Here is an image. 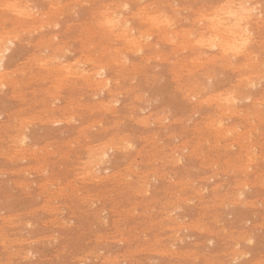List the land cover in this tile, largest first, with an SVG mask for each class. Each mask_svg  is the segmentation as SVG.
I'll use <instances>...</instances> for the list:
<instances>
[{
	"label": "rangeland",
	"instance_id": "1",
	"mask_svg": "<svg viewBox=\"0 0 264 264\" xmlns=\"http://www.w3.org/2000/svg\"><path fill=\"white\" fill-rule=\"evenodd\" d=\"M2 2L0 264H264V0Z\"/></svg>",
	"mask_w": 264,
	"mask_h": 264
},
{
	"label": "bare ground",
	"instance_id": "2",
	"mask_svg": "<svg viewBox=\"0 0 264 264\" xmlns=\"http://www.w3.org/2000/svg\"><path fill=\"white\" fill-rule=\"evenodd\" d=\"M10 1H12V0H10ZM10 1H6L5 2V0H4V3H5V5H6V3L8 2H10ZM21 1V0H20ZM71 1H73V0H71ZM138 1V0H137ZM141 1V0H140ZM248 1V0H247ZM247 1H245L244 0V2H247ZM258 1V0H257ZM0 2H2V1H0ZM14 4L12 5V6H17L18 4L17 3H20L19 2V0H14ZM26 2V1H25ZM67 2V1H66ZM241 2V1H240ZM244 2H242L243 3V5L242 6H239L240 8H235V10H232L231 9V11L229 10V12H228V16L230 17V18H232V23H230L228 26L229 27H226V28H224V26H223V28L222 27H218V26H214V24H213V26H214V29H217V35L215 36V38L213 37V39L212 38H210V43L208 44V45H211V46H216L217 47V41H216V39H218V38H224V39H227V40H222V41H220L219 42V44H220V46H222V47H227L228 49H235L236 51H238V52H240V53H242V51H244V49H246V44H248V41H249V39L251 40V36L250 35H252L251 34V29H250V27H249V23H251L252 21H253V16H254V11L255 10H257L256 9V6L254 7V5H252V6H250L249 5V7L248 6H246V4L244 3ZM4 3L2 2V4H3V6H4ZM11 3H13V2H11ZM84 3V2H83ZM138 3V2H137ZM242 3H240V5L242 4ZM49 4H50V2H49ZM82 4V3H81ZM120 4V3H119ZM244 4H245V6H244ZM256 4V3H255ZM141 5V4H140ZM229 5V4H228ZM3 6H2V8H3ZM9 6H11V5H9ZM11 6V8H13V9H11V10H16V9H14V7H12ZM21 7V5H18V7ZM54 6V5H53ZM104 6H106V5H104ZM117 6V5H116ZM119 6V5H118ZM223 6V5H222ZM236 6V5H235ZM238 6V5H237ZM17 7V8H18ZM19 7V8H20ZM49 7V6H48ZM60 7V6H59ZM58 7V8H59ZM138 7V6H137ZM226 7V6H225ZM1 8V9H2ZM7 8V7H6ZM25 8V7H24ZM23 7H21V10L18 12V17L20 16V17H24V16H27V17H30L31 19H33L34 21L36 20V15L35 14H33V12H28L26 9H24ZM57 7H56V9H58ZM62 9H63V7H61ZM117 8V7H116ZM141 8V7H140ZM173 8H176V7H173ZM224 8V7H223ZM234 8V7H233ZM30 9V8H29ZM72 9V8H71ZM112 9V8H111ZM145 9V8H144ZM152 9V8H151ZM156 9V8H155ZM158 9V8H157ZM156 9V10H157ZM189 9V8H188ZM222 9V8H221ZM221 9H219V10H221ZM7 10V9H6ZM31 10H33V9H31ZM46 10V9H45ZM102 10V9H101ZM141 10H143V9H141ZM160 10V9H159ZM217 10V9H216ZM2 11V10H1ZM60 11V10H59ZM100 11V10H99ZM103 11V10H102ZM111 11V10H110ZM211 11V10H210ZM10 12H12V11H10ZM114 12V11H113ZM135 12V11H134ZM140 12V11H139ZM144 12V11H143ZM155 12V11H154ZM15 13V12H14ZM17 13V12H16ZM16 13H15V15H16ZM61 13V12H60ZM111 13V12H110ZM118 13V12H117ZM120 13V12H119ZM206 13V12H205ZM212 13H213V11H212ZM218 13V12H217ZM216 13V14H217ZM62 14V13H61ZM106 14H108V15H104L103 16V19H102V21H103V23L102 24H106L107 26H108V28H110L111 30L113 29V28H115V26H118L119 25V23L121 24V31H120V35L121 36H119V37H123V39L125 38L127 41L128 40H132V41H134V40H136V39H138V38H136L137 36H135V35H137L138 34V32H137V30H136V28H134V27H131V26H129L128 25V19H126V18H124V20H123V18L122 17H120V16H113V15H109V13H106ZM115 14V13H114ZM138 14V13H137ZM157 14V13H156ZM202 14V13H201ZM209 14V13H208ZM49 14H47V16H48ZM56 15V14H55ZM103 15V14H102ZM143 15V14H142ZM154 15H155V13H154ZM161 15V14H160ZM38 16V15H37ZM127 16V15H126ZM133 16H134V14H133ZM158 16V14L155 16V17H157ZM164 16V15H163ZM206 16H208V15H206ZM211 16H213V15H211ZM132 17V16H131ZM137 17V16H136ZM150 17H152V19H153V17L154 16H150ZM154 17V18H155ZM159 17V16H158ZM157 17V18H158ZM215 17V16H214ZM2 18V17H1ZM4 18V17H3ZM21 18V19H22ZM159 19V18H158ZM169 19V18H168ZM208 19H209V17H208ZM207 19V20H208ZM228 20H229V18H227ZM260 19V18H259ZM142 20H145V19H143L142 18ZM148 20V19H147ZM147 20H145V21H147ZM171 20V19H170ZM223 20V19H222ZM221 20V21H222ZM33 21V22H34ZM156 22L158 21V20H155ZM200 21V20H199ZM211 21V20H210ZM218 21H220V20H218ZM225 20H223V22H224ZM12 22V21H11ZM32 22V23H33ZM43 22V21H42ZM140 22H141V20H140ZM159 22V21H158ZM214 22V21H213ZM228 22H230V21H228ZM54 23V22H53ZM211 24H212V21L210 22ZM209 23V24H210ZM225 23V22H224ZM43 24H45V22L44 23H42V25ZM159 24H160V22H159ZM168 24V23H167ZM167 24L165 25V24H163L164 26H167ZM170 24V23H169ZM204 24V23H203ZM216 24V23H215ZM217 24H218V22H217ZM223 24V23H222ZM33 25V24H32ZM31 25V26H32ZM42 25H39V26H42ZM151 25V24H150ZM161 26H162V23L160 24ZM208 25V24H207ZM258 25V24H257ZM15 26V25H14ZM38 26V27H39ZM82 26V25H81ZM105 26V25H104ZM154 26V25H153ZM158 26V25H157ZM169 26V25H168ZM167 26V27H168ZM212 26V27H213ZM220 26H222V25H220ZM84 27V26H83ZM106 27V26H105ZM163 27V26H162ZM174 27V26H173ZM206 27V26H205ZM208 27V26H207ZM212 27H211V29H212ZM27 28H29V27H27ZM26 28V29H27ZM102 28V27H101ZM105 29V28H104ZM103 29V30H104ZM158 29V28H157ZM161 29V28H160ZM187 29V28H186ZM207 29V28H206ZM5 30H7V29H5ZM19 30V29H18ZM24 30V29H23ZM182 30V29H181ZM36 31V30H35ZM147 31V30H146ZM173 31V30H172ZM177 31H178V29H177ZM183 31V33H184V31L185 30H182ZM191 31V30H190ZM10 32V31H9ZM111 32V31H110ZM159 32H161V30L159 31ZM199 32V31H198ZM6 33V32H5ZM156 33V32H155ZM163 33V32H162ZM171 33V32H170ZM211 33V32H210ZM18 34V33H17ZM88 34V33H87ZM114 34V33H113ZM116 34V33H115ZM119 34V33H118ZM140 34V33H139ZM175 34V33H174ZM178 34V33H177ZM190 34H194V33H190ZM200 34V33H199ZM7 35V34H6ZM110 35V34H109ZM141 35H142V33H141ZM141 35H138V37L139 36H141ZM147 35V34H146ZM165 35H167V34H165ZM170 35V34H169ZM172 35V34H171ZM176 35V34H175ZM183 35V34H182ZM181 35V36H182ZM213 35V34H212ZM15 36V35H14ZM118 36V35H117ZM177 36V35H176ZM179 36H180V34H179ZM186 36H187V34H186ZM200 36V35H199ZM214 36V35H213ZM3 37V36H2ZM89 37V36H88ZM116 37V36H115ZM146 37V36H145ZM150 37V36H149ZM165 37V36H164ZM167 37V36H166ZM165 37V38H166ZM205 37V36H204ZM142 38V37H141ZM168 38V37H167ZM173 38V37H172ZM5 39H7V38H5ZM186 39V38H185ZM188 39H190V38H188ZM198 40H199V38H197ZM212 39V40H211ZM220 39V40H221ZM89 40V39H88ZM139 40H141V39H139ZM174 40H175V38H174ZM182 40V39H181ZM184 41V40H183ZM186 41V40H185ZM184 41V42H185ZM197 41V40H196ZM9 42V41H8ZM90 42V41H89ZM115 42V41H114ZM129 42H131V41H129ZM136 42H138L137 44H139L140 43V41H136ZM166 42V41H165ZM188 42H190V41H188ZM199 42L201 43L202 42V44H207V42H206V39L205 38H202V36H201V38H200V40H199ZM40 43V42H39ZM128 43V42H127ZM142 43V42H141ZM144 43V42H143ZM179 43H182V42H179ZM10 44V43H9ZM90 44V43H89ZM129 44H132V43H129ZM134 44H136L135 42L132 44V45H134ZM182 44H184L185 45V43H182ZM187 44V43H186ZM193 44V43H192ZM198 44V43H197ZM218 44V45H219ZM3 45H4V43H3ZM87 45V44H86ZM126 45L127 44H125V47H126ZM148 45V44H147ZM190 45V44H189ZM194 45H196V44H194ZM88 46V45H87ZM131 46V45H130ZM138 46V45H137ZM186 46V45H185ZM220 46H218V47H220ZM118 47V46H117ZM135 47V46H134ZM204 47H205V45H204ZM221 47V48H222ZM84 48H86V47H84ZM173 48V47H172ZM208 48V47H207ZM213 48V47H212ZM184 49V48H183ZM200 49V48H199ZM214 49V48H213ZM10 50V49H9ZM221 50H223V48L221 49ZM220 50V51H221ZM6 51H8V47L7 48H5L4 49V51H0L1 53H2V56H1V54H0V68L1 67H4L3 66V64H4V59H5V52ZM158 51V50H157ZM224 51H225V49H224ZM249 51V50H248ZM159 52V51H158ZM178 52H179V50H178ZM197 52V51H196ZM195 52V53H196ZM227 52V51H226ZM225 52V53H226ZM245 52H246V50H245ZM41 53V52H40ZM204 53V52H203ZM157 54V53H156ZM207 54V53H206ZM235 54V53H234ZM255 54V53H254ZM117 55V54H116ZM123 55V54H122ZM215 55V54H214ZM236 55V54H235ZM56 56V55H55ZM95 56H96V53H95ZM194 56H196V55H194ZM48 57H50V56H48ZM54 57V56H53ZM57 57V56H56ZM88 57H90V55L88 56ZM110 57H111V55H110ZM51 58V57H50ZM210 58H212V57H210ZM246 58H248V57H246ZM46 59V58H45ZM53 59V58H52ZM57 59V58H56ZM60 59V58H59ZM116 59H117V57H116ZM187 60H188V58H186ZM197 59V58H196ZM195 59V60H196ZM208 59V58H207ZM228 59V58H227ZM230 59V58H229ZM32 60V59H31ZM89 60V59H88ZM92 60V59H91ZM101 60V59H100ZM214 59H212L211 61H213ZM23 61V60H22ZM170 61V60H169ZM203 61V60H202ZM207 61V60H206ZM253 61V60H252ZM257 61V60H256ZM256 61H254V62H256ZM73 62V61H72ZM80 62V61H79ZM120 62V61H119ZM190 62V61H189ZM195 62V61H194ZM251 62V61H250ZM38 63V62H37ZM193 63V62H192ZM196 63V62H195ZM231 63V62H230ZM242 63V62H241ZM64 64V63H63ZM70 64V63H69ZM82 64V63H81ZM97 65H98V63H96ZM99 64H104V63H99ZM118 64V63H117ZM188 64V63H187ZM212 64V63H211ZM229 64V63H228ZM252 64H254V63H252ZM132 65V64H131ZM182 65V64H181ZM202 65H204V64H202ZM233 65V64H232ZM239 65V64H238ZM263 65V64H262ZM35 66V65H34ZM209 66V65H208ZM253 66V65H252ZM257 66V65H256ZM68 67V66H67ZM66 67V68H67ZM104 67V66H103ZM122 67V66H121ZM182 67V66H181ZM79 68V67H78ZM208 68V67H207ZM65 69V68H64ZM103 69V68H102ZM177 69V68H176ZM193 69V68H192ZM257 69H258V66H257ZM25 70H26V68H25ZM62 70H63V68H62ZM105 68L103 69V72L105 73ZM187 70H188V67H187ZM5 71V70H4ZM7 71V70H6ZM56 71V70H55ZM65 71V70H64ZM59 72V71H58ZM100 72V71H99ZM60 73V72H59ZM85 73H87V72H84V73H81V75H82V77L83 78H85L86 80H88L89 79V77L87 78V76H84V74ZM210 73V72H209ZM92 75H93V72L91 73ZM101 74V73H100ZM103 74V73H102ZM182 74V73H181ZM180 74V75H181ZM6 76V74L4 73H2V74H0V80H2L1 81V83H4V84H6V81H4V78H5V76ZM76 75V74H75ZM101 76V75H100ZM245 76V75H244ZM4 77V78H3ZM93 77V76H92ZM125 77V76H124ZM208 77H210V76H208ZM247 77H248V75H247ZM92 79H94V78H92ZM91 79V80H92ZM175 79V78H174ZM248 79V78H247ZM14 80V79H13ZM16 80V79H15ZM115 80V79H114ZM160 80V79H159ZM90 81V80H89ZM134 81V80H133ZM251 81V80H250ZM65 82V81H64ZM87 82V81H86ZM92 82V81H91ZM178 82V81H177ZM245 82V81H244ZM107 83H108V78L107 79H102V80H100V81H98V83H96V84H100L99 86H101L102 85V87L103 86H107ZM193 83H195V82H193ZM55 84V83H54ZM53 84V85H54ZM183 84V83H182ZM251 84V83H250ZM91 85H93V84H91ZM208 87V86H207ZM245 87V86H244ZM59 88H60V86H59ZM101 88V87H100ZM204 89V88H203ZM13 90V89H12ZM2 91V90H1ZM48 93V92H47ZM187 93V92H186ZM143 94V93H142ZM195 94V93H194ZM14 96V95H13ZM95 96V95H94ZM192 96V95H191ZM238 96V95H237ZM263 96V95H262ZM81 97V96H80ZM215 97V96H214ZM221 97H222V95H221ZM221 97H219L220 99H221ZM226 97V96H225ZM233 97V96H232ZM232 97L229 99L230 101H232ZM249 97V96H248ZM25 98V97H24ZM72 98V97H71ZM109 98V97H108ZM223 98V97H222ZM215 99V98H214ZM213 99V100H214ZM248 99V98H247ZM78 100V99H77ZM197 100V99H196ZM222 100H224V98L222 99ZM225 100H227L226 98H225ZM229 101V102H230ZM262 101V100H261ZM101 103V102H100ZM52 104H53V102H52ZM222 105H223V103H221ZM232 104H235L234 102H232ZM102 106V105H101ZM193 106V105H192ZM232 106V105H231ZM230 106V107H231ZM263 106V105H262ZM104 107V106H103ZM234 107V106H233ZM258 107V106H257ZM72 109V108H71ZM96 109H98V108H96ZM164 109V108H163ZM232 109V108H231ZM233 109H235V108H233ZM259 109V108H258ZM233 111V110H232ZM235 111V110H234ZM233 111V112H234ZM105 112V111H104ZM223 112V111H222ZM168 113V112H167ZM229 113V112H228ZM114 114V113H113ZM260 114V113H259ZM47 115V114H46ZM166 115V114H165ZM261 115V114H260ZM36 116V115H35ZM39 116V115H38ZM214 117V116H213ZM24 118V117H23ZM39 118V117H38ZM60 118V117H59ZM131 118V117H130ZM219 118H220V116H219ZM159 119V118H158ZM214 119V118H213ZM52 120V119H51ZM68 120H69V118H68ZM122 120V119H121ZM253 120V119H252ZM34 121V120H33ZM45 121V120H44ZM13 122V121H12ZM42 123V122H41ZM213 123V122H212ZM12 124V123H11ZM119 124V123H118ZM211 124V123H210ZM222 124V123H221ZM7 126V125H6ZM87 126V125H86ZM209 126V125H208ZM106 127V126H105ZM223 128V127H222ZM238 128V127H237ZM249 128V127H248ZM227 129H229V127H227ZM217 130H215V132H216ZM250 131V130H249ZM226 132V131H225ZM23 133V132H22ZM231 133V132H230ZM141 134V133H140ZM250 134V133H249ZM24 135V134H23ZM86 135V134H85ZM84 135V136H85ZM216 135V134H215ZM3 136V135H2ZM119 136H120V134H119ZM128 136V135H127ZM193 136V135H192ZM23 137V136H22ZM24 137L26 138V136L24 135ZM21 138V137H20ZM25 138H22V139H20V143H24V141H26L25 140ZM86 138H87V136H86ZM70 143H72V142H70ZM130 143V142H129ZM231 143V142H230ZM235 143V142H234ZM66 144V143H65ZM107 144V143H106ZM88 145V144H87ZM105 145V144H104ZM118 145V144H117ZM240 145V144H239ZM106 147V146H105ZM196 147V146H195ZM87 148V147H86ZM34 150V149H33ZM55 150V149H54ZM45 152V151H44ZM70 152V151H69ZM163 152H164V150H163ZM140 153V152H139ZM204 153V152H203ZM104 154H105V152H104ZM33 156V155H32ZM96 156H98V155H96ZM248 156V155H247ZM156 157V156H155ZM263 157V156H262ZM101 158V157H100ZM171 158V157H170ZM230 158V157H229ZM104 159V158H103ZM216 159V158H215ZM61 166V165H60ZM78 166V165H77ZM204 167V166H203ZM244 167V166H243ZM213 168V167H212ZM7 169V168H6ZM143 170V169H142ZM82 175V174H81ZM120 175V174H119ZM44 176H45V174H44ZM107 177V176H106ZM128 177V176H127ZM115 178V177H114ZM170 178V177H169ZM155 179V178H154ZM184 180V179H183ZM136 181V180H135ZM51 183V182H50ZM174 183V182H173ZM242 183V182H241ZM246 184V183H245ZM244 184V185H245ZM264 184V183H263ZM129 186V185H128ZM106 188V187H105ZM238 188V187H237ZM67 189V188H66ZM71 193V192H70ZM243 193V192H242ZM241 194V193H240ZM72 195V194H71ZM190 195V194H189ZM39 197V196H38ZM85 197V196H84ZM6 198V197H5ZM257 200V199H256ZM189 201V200H188ZM190 202V201H189ZM248 203V202H247ZM61 204V203H60ZM58 207V206H57ZM122 208V207H121ZM57 209V208H56ZM29 210V209H28ZM49 211V210H48ZM90 213V212H89ZM166 213V212H165ZM80 214V213H79ZM253 214V213H252ZM129 215V214H128ZM17 216V215H16ZM175 216V215H174ZM55 217V216H54ZM102 217V216H101ZM130 217V216H129ZM11 218V217H10ZM264 218V217H263ZM177 219V218H176ZM19 220V219H18ZM59 220V219H58ZM60 220H62V219H60ZM71 221V220H70ZM99 221V220H98ZM155 221V220H154ZM20 222V221H19ZM136 225V224H135ZM167 227V226H166ZM196 227V226H195ZM203 227V226H202ZM46 228V227H45ZM146 228V227H145ZM199 231V230H198ZM201 231V230H200ZM178 233V232H177ZM171 234V233H170ZM39 237V236H38ZM118 237V236H117ZM123 237V236H122ZM158 237V236H157ZM161 237V236H160ZM11 238V237H10ZM243 238V237H242ZM158 240V239H157ZM242 240V239H241ZM120 241V240H119ZM209 241V240H208ZM3 242V241H2ZM155 242V241H154ZM158 242V241H157ZM172 242V241H171ZM171 244V243H170ZM155 245V244H154ZM18 249V248H17ZM134 249V248H133ZM231 249V248H230ZM31 250V249H30ZM94 251V250H93ZM137 251V250H136ZM155 251V250H154ZM165 251V250H164ZM141 252V251H140ZM169 252V251H168ZM176 252V251H175ZM243 252V251H242ZM28 253V252H27ZM190 253V252H189ZM171 255H173V254H171ZM14 256V255H13ZM56 256V255H55ZM111 257V256H110ZM52 258V257H51ZM193 258V257H192ZM257 258V257H256ZM193 259H195V258H193ZM254 260V259H253ZM264 261V260H263ZM210 262V261H209ZM81 263V262H80ZM260 263V262H259Z\"/></svg>",
	"mask_w": 264,
	"mask_h": 264
}]
</instances>
